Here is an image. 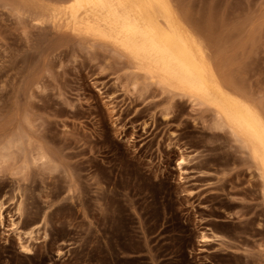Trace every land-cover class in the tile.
<instances>
[{
  "label": "rangeland",
  "instance_id": "obj_1",
  "mask_svg": "<svg viewBox=\"0 0 264 264\" xmlns=\"http://www.w3.org/2000/svg\"><path fill=\"white\" fill-rule=\"evenodd\" d=\"M2 1L0 264H264L262 180L213 108L43 20L61 0ZM168 2L264 117V0Z\"/></svg>",
  "mask_w": 264,
  "mask_h": 264
},
{
  "label": "bare ground",
  "instance_id": "obj_2",
  "mask_svg": "<svg viewBox=\"0 0 264 264\" xmlns=\"http://www.w3.org/2000/svg\"><path fill=\"white\" fill-rule=\"evenodd\" d=\"M43 9L47 17L40 13L43 20L48 19L57 27L66 26L85 38L113 43L150 80L213 108L218 118L216 126L227 129L249 152L262 180L264 197V117L256 107L225 89L205 57L207 47L203 45V52L196 40L199 38L195 39L179 24L168 0H61L59 5ZM3 207L0 204L1 220ZM10 223L18 232L23 250L28 251L22 231L13 220ZM203 238L210 240L205 235Z\"/></svg>",
  "mask_w": 264,
  "mask_h": 264
}]
</instances>
